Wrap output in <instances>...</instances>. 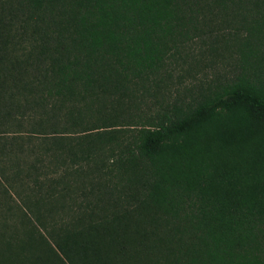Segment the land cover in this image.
I'll return each mask as SVG.
<instances>
[{
	"label": "trees",
	"instance_id": "trees-1",
	"mask_svg": "<svg viewBox=\"0 0 264 264\" xmlns=\"http://www.w3.org/2000/svg\"><path fill=\"white\" fill-rule=\"evenodd\" d=\"M31 10L36 61L0 55V264H264L245 252L264 217V97L236 86L191 115L143 110L199 66L192 12L264 67V0ZM215 140L235 157L205 175Z\"/></svg>",
	"mask_w": 264,
	"mask_h": 264
},
{
	"label": "rangeland",
	"instance_id": "rangeland-1",
	"mask_svg": "<svg viewBox=\"0 0 264 264\" xmlns=\"http://www.w3.org/2000/svg\"><path fill=\"white\" fill-rule=\"evenodd\" d=\"M31 11V0H0V55L9 65H31L37 59ZM188 16L193 21L188 22L187 48L200 64L192 72L175 73L169 89L150 98L143 110L153 117L164 112L191 115L202 105H210L215 98L236 86H243L253 94L264 97V67L253 62L244 63L228 47H224L225 43L220 41L225 33L223 26L209 23L207 18L196 12ZM213 39L218 42V50L208 56L205 50L214 44ZM29 77L32 79L34 76ZM234 153L215 140L212 151L205 155L200 169L209 175L219 162L235 157ZM245 244L246 255L264 257V217L247 233Z\"/></svg>",
	"mask_w": 264,
	"mask_h": 264
}]
</instances>
